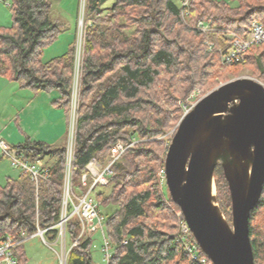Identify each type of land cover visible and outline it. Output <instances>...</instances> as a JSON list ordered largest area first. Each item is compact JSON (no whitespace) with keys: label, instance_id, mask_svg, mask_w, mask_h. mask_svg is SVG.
<instances>
[{"label":"trees","instance_id":"obj_1","mask_svg":"<svg viewBox=\"0 0 264 264\" xmlns=\"http://www.w3.org/2000/svg\"><path fill=\"white\" fill-rule=\"evenodd\" d=\"M183 1L84 3L70 189L83 196L90 186L81 181L86 165L91 160L106 165L116 143L127 147L111 167L103 185L107 190L95 194L98 207L105 208H99L102 232L113 248L107 264H211L191 234L186 242L194 258L181 240L183 217L176 215L180 210L159 176L168 147L161 137L181 119L180 102L194 91L207 93L243 70L264 83V44L251 45L238 64L222 65L218 54L229 46L228 33L246 38L253 22L264 28V0H190L187 7ZM8 6L11 24L0 27V75L33 93L56 92L55 104L69 122L75 39L66 52L43 62L44 49L61 33L51 18V0H10ZM198 22L211 24L213 31L204 35L196 29ZM67 136L62 145L26 141L13 147L47 170L37 184L22 172L0 183V242L9 237L17 243L12 251L16 264L25 260L23 237L42 230L46 241H56L52 227L60 218ZM214 179L216 203L230 219L229 189L219 165ZM261 213L264 186L249 218L255 264H264V226H254ZM79 231V221L71 218L65 264H94L92 236L77 239Z\"/></svg>","mask_w":264,"mask_h":264},{"label":"water","instance_id":"obj_2","mask_svg":"<svg viewBox=\"0 0 264 264\" xmlns=\"http://www.w3.org/2000/svg\"><path fill=\"white\" fill-rule=\"evenodd\" d=\"M218 165L229 189L230 223L213 195ZM164 172L171 200L211 264H255L249 218L264 186L263 85L240 77L195 102L177 124Z\"/></svg>","mask_w":264,"mask_h":264},{"label":"built area","instance_id":"obj_3","mask_svg":"<svg viewBox=\"0 0 264 264\" xmlns=\"http://www.w3.org/2000/svg\"><path fill=\"white\" fill-rule=\"evenodd\" d=\"M9 0H0V2H8ZM85 0H80L79 10L84 9ZM183 6H188L187 0L184 1ZM82 25V21H80ZM196 29L208 35L212 32V26L208 23L199 22L196 25ZM83 32V29L81 33ZM83 34V33H82ZM226 39L229 40V46L224 49L220 48L218 50L223 64H231L240 62L239 56L244 54L247 49L254 44H264V28L257 22L251 24V30L246 38H241L230 34L226 36ZM77 41V39H76ZM74 56V75L73 85H72V95H71V105H70V116L68 122V136H67V159L66 166L67 170L64 176L63 183V196H62V208L61 214L58 223L52 227L57 230V238L55 242H60L65 245L66 240V225L71 218H77L80 224V231L78 238L85 236H92L95 232L100 231L103 236V245L100 248L102 254V262L105 264L108 263L112 253L113 248L107 242L105 236L103 235V226L102 219L99 215V207L97 203H94L91 197L89 196L90 190L96 185H106L108 183V178L110 177L112 171V165L121 157L127 147L121 143H116L110 150L109 161L106 165H100L95 160H91L86 165V172L82 175L81 181L83 185L90 184L88 191L81 197L73 195L70 189V161L73 153V131L75 126V111L77 107V98H78V84L82 60V48H83V36H80V41L75 45ZM208 49H211V45L207 44ZM76 75V77H75ZM0 156L5 158L9 163L10 167L16 169L22 173H26L30 179L37 184L40 180H44L47 177V170L42 169L37 164L30 163L26 161L21 154H19L12 146L8 145L5 141L0 138ZM159 176L162 182L165 183V172L164 169L160 171ZM177 216H182L181 213ZM179 231L181 233V240L184 242L185 250L188 253H192V258L195 257L193 254L192 248L186 242V235L190 234V230L184 221L179 223ZM39 236L43 238V232L38 231ZM17 245L11 238L7 237L2 242H0V264H16V260L13 257V249ZM67 248V247H66ZM69 249V248H68ZM67 251H64L63 261L61 264H65V258ZM204 263L202 259L200 261Z\"/></svg>","mask_w":264,"mask_h":264},{"label":"rangeland","instance_id":"obj_4","mask_svg":"<svg viewBox=\"0 0 264 264\" xmlns=\"http://www.w3.org/2000/svg\"><path fill=\"white\" fill-rule=\"evenodd\" d=\"M222 1L230 2L231 0H222ZM9 2L10 0L8 2H0V27H8L11 24V15H10V10L8 6ZM51 3H52L51 18L54 22L56 21L61 25V28H60L61 33L59 34L57 40L54 43H52L51 45L47 46L44 49L43 55H42L43 62H47L51 60L52 58L60 56L61 54L66 52V50L69 47V44H71L74 41V39H75V45H76L77 42L80 41V36L83 33V32L81 33V31L84 27L82 10L81 11L79 10L80 0H51ZM80 21H82L83 26L80 25ZM76 48L77 47L75 46V49ZM81 63H82V60H81ZM239 74L240 75H238L237 77H233L230 75L229 76L230 79L228 81L236 79V78H240V77H249V78H252L258 81L264 87L263 82L251 76L249 73H247L246 70H243ZM73 75H74V72H73ZM75 79L76 78L72 80L75 81ZM223 83L225 82H222L221 84ZM216 87H214L213 89H215ZM210 91H208L207 93H209ZM207 93L200 94L199 90H196L193 93H191L186 98V101H184L185 103L180 102L182 113L183 114L186 113L195 102H197ZM177 124L178 123H176L175 126L168 133H166L165 135L161 137L164 139L166 144H168V146L170 144L172 137L174 136ZM2 165L3 166L0 167V183H2L5 179L3 174H9L11 177L13 176V178L18 177L17 175H19L20 172L11 168L9 163L6 160L5 162H2ZM106 190L107 188L99 185L94 191L90 192L89 196L91 197L94 203H97L95 199V194L100 191H106ZM213 195L216 197V189H214ZM216 205L218 206L217 203ZM99 208L102 212H104L105 210L104 206H101ZM221 214L223 215V213ZM223 217L228 223L231 222V217L230 219H228L224 215ZM254 226H257L258 228L264 226V213H261L260 216L257 217V219L255 220ZM38 231L32 234L31 236L23 237L24 243L22 247L25 253V258H24L25 260L22 264H61V260L63 261L65 249L67 250V248H69V246L71 245L70 238L68 236L66 237V240H65V244L67 247L66 248L65 245H63L62 243L60 244V242H48L44 239V236L43 238L39 237ZM92 242L93 244H92V248L90 251L92 262L94 264H103L102 254L100 252V246L102 244V237H101L100 231L95 232L92 235Z\"/></svg>","mask_w":264,"mask_h":264},{"label":"crops","instance_id":"obj_5","mask_svg":"<svg viewBox=\"0 0 264 264\" xmlns=\"http://www.w3.org/2000/svg\"><path fill=\"white\" fill-rule=\"evenodd\" d=\"M57 97L56 92L22 89L0 75V138L12 147L26 141L62 145L68 135V119L56 106ZM5 160L0 156V167Z\"/></svg>","mask_w":264,"mask_h":264},{"label":"bare ground","instance_id":"obj_6","mask_svg":"<svg viewBox=\"0 0 264 264\" xmlns=\"http://www.w3.org/2000/svg\"><path fill=\"white\" fill-rule=\"evenodd\" d=\"M185 1H186V0H185ZM183 2H184V1H183ZM183 2H182V3H183ZM187 3H188V5H189L190 0H187ZM185 7H186V6H185ZM184 13H185V10H184ZM197 24H198V23H197ZM208 24H209V23H208ZM209 25H211V24H209ZM211 26H212V25H211ZM213 29H214V28H213V26H212V30H213ZM250 30H251V27H250ZM230 34H231V33H228L227 35H230ZM227 35H226V36H227ZM226 36H225V37H226ZM235 36H237V35H235ZM207 44H210V43L206 42V45H207ZM210 45H211V44H210ZM254 45H259V44H254ZM218 50H219V49H218ZM247 50H248V49H247ZM218 54H219V52H218ZM244 54H245V53H244ZM244 54H241V55L239 56V58H240L241 61L238 62V63H242V62H243V56H244ZM219 59H220V62H221L220 54H219ZM238 63L223 64V63L221 62L222 65H232V64H238ZM66 170H67V166H66ZM213 191H214V190H213ZM61 208H62V204H61ZM60 214H61V211H60ZM40 231H41V230H40ZM41 232H43V234H44V231H41ZM190 234H191V233H190ZM39 237H40V236H39ZM6 238H7V237H6ZM6 238H5V239H6ZM2 241H3V240H2ZM2 241H1V242H2Z\"/></svg>","mask_w":264,"mask_h":264}]
</instances>
